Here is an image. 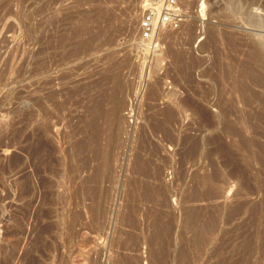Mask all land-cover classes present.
I'll return each instance as SVG.
<instances>
[{
  "label": "rangeland",
  "instance_id": "obj_1",
  "mask_svg": "<svg viewBox=\"0 0 264 264\" xmlns=\"http://www.w3.org/2000/svg\"><path fill=\"white\" fill-rule=\"evenodd\" d=\"M178 1L0 0V264H264V29Z\"/></svg>",
  "mask_w": 264,
  "mask_h": 264
},
{
  "label": "bare ground",
  "instance_id": "obj_2",
  "mask_svg": "<svg viewBox=\"0 0 264 264\" xmlns=\"http://www.w3.org/2000/svg\"><path fill=\"white\" fill-rule=\"evenodd\" d=\"M222 3L220 4V7H218V11H216V14L218 16L224 17L226 19H231L233 16H238L244 24L249 25L251 27H254L256 29H264V0H221ZM84 2V1H83ZM86 2V1H85ZM258 6L263 10L262 15H255L251 14L249 12V9L251 6ZM117 9V7H116ZM138 7L134 6L133 9L130 11L129 15V21H128V27L130 32V37H133V32L136 30L137 25V18L139 16L138 14ZM165 30H161L158 33H161ZM166 32V31H165ZM173 32V31H172ZM216 31H213V29L208 31V43H214L217 40V35L215 33ZM232 32L229 31V33L226 36V42L229 43L232 42V38L234 39L235 35L231 34ZM164 34V32H163ZM162 34V35H163ZM218 34V31H217ZM231 34V35H229ZM161 36V35H160ZM166 36V33H165ZM168 36V35H167ZM234 36V37H233ZM169 37V36H168ZM172 38V37H169ZM161 39V37H160ZM236 39V38H235ZM234 39V40H235ZM163 41V39H162ZM248 40H245L247 43ZM176 42V41H175ZM172 43H174L172 41ZM245 43V44H246ZM232 46H235L233 44L236 43H230ZM141 46V44H139ZM145 45V44H144ZM143 45V46H144ZM246 53L245 55V66H250L252 64H255L256 66L260 67L264 71V37H259V39L254 41H248V44L246 45ZM178 53V54H177ZM176 55L178 56L180 53L177 52ZM175 56V54L173 55ZM181 57V56H180ZM179 58V57H177ZM176 58V61L178 62L179 59ZM181 61V58H180ZM264 78L262 75H258L255 80L261 81ZM223 113H227L226 110L222 109Z\"/></svg>",
  "mask_w": 264,
  "mask_h": 264
},
{
  "label": "built area",
  "instance_id": "obj_3",
  "mask_svg": "<svg viewBox=\"0 0 264 264\" xmlns=\"http://www.w3.org/2000/svg\"><path fill=\"white\" fill-rule=\"evenodd\" d=\"M186 12L178 0H142L137 23V44L151 42L161 30H177Z\"/></svg>",
  "mask_w": 264,
  "mask_h": 264
}]
</instances>
